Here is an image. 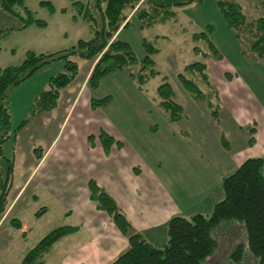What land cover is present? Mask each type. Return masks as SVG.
<instances>
[{
  "label": "rangeland",
  "instance_id": "rangeland-1",
  "mask_svg": "<svg viewBox=\"0 0 264 264\" xmlns=\"http://www.w3.org/2000/svg\"><path fill=\"white\" fill-rule=\"evenodd\" d=\"M42 1H50L54 10L50 11L46 5L41 4ZM78 1L87 2V0ZM235 1L242 5L248 18L264 17V0ZM25 5L35 18L44 20L46 25L40 27L30 24L22 28V20L19 17L11 16L0 8V67L19 64L27 50L36 53H52L69 48L79 39L88 40L93 35L89 23L83 20L74 9L72 0H25ZM16 10L20 11L24 18L26 17L21 7H16ZM208 25H211L209 30ZM201 30H208L210 39L218 48L221 58H217L211 51L206 56L194 52V42L190 36L193 32ZM118 34L119 39L130 44L138 60H141L145 55L143 38L159 49V53L155 57L159 75L151 78L142 89L139 88L137 79L129 76V72L136 73L138 71L139 66L137 65L105 74L99 79L97 87L92 88L96 98L109 96L110 100L106 104H102L103 111L109 114L108 121L115 131L113 133L119 136L118 140L132 147L149 146L151 151H147V157L152 160H160L155 165L159 167L160 173H163L164 167H169L168 169L171 170H167V172L170 178L173 174V164L170 166L168 155V157L161 158V154L158 153L159 148L167 150L166 145L182 141L185 148L184 154L188 155L193 144L196 147L199 143L213 146L214 143L206 139V136L215 134L218 130L224 134L232 146H238L241 149L247 147V142L250 144L251 138L254 141V125L246 123L241 125L235 119L233 102H228L232 112L231 118L221 116L224 115V103L217 101L215 93H219L218 86L221 85L230 91V96L235 94L241 96L242 93H239L237 84L235 85L236 78L234 76L236 74L246 79L255 94H259L255 82L262 85L264 92V57L253 59L242 53L243 47L236 38L235 31L227 26L216 0H201L184 5L177 9L175 20L156 24L143 30L136 18L133 17L131 24ZM198 44L208 51L204 41ZM198 60L207 63L210 88L204 86L199 77L193 74H188V77L194 79L206 92L207 98L204 101L192 99L176 78V74L183 71L185 65ZM78 63V74L67 87L61 90V97L59 95L57 105L50 110L32 114L31 107L39 91L47 86L49 77L62 71L63 60H55L39 69L32 77L14 86L8 94L7 103L11 115L10 129L11 133L15 130L16 133L12 134L11 138L3 145L5 154L13 158V173L7 195V205L4 213L0 215V264H19L31 247L61 223L59 214L54 212L45 214L47 208L42 206V196L38 200L33 199L36 195L31 192L32 186H29L28 189L25 188L26 190L21 193L20 191L26 180V169L30 165L29 169L32 170L31 162L42 157L47 139L55 138L58 135L55 141V147H58L67 138L68 128L58 129L56 127L60 118L62 120L64 117L62 112L67 99L72 96L67 91H73L75 94L77 85L80 86L86 75V70L90 65L92 69L94 64L92 60L86 59L79 60ZM220 69L228 71H223L225 79L228 80L218 85L220 81L214 80L213 73ZM43 72H49L46 74L48 75L46 85L35 89L37 93L32 96L31 90L35 84V77ZM229 74L233 77V81L229 79ZM163 77L171 84L176 100L184 109L182 119L175 122L168 121L166 111L158 103L156 87L162 82ZM242 98L246 99L245 95H242ZM231 99L233 100L232 97ZM207 101L221 106L218 119L213 117ZM193 107L195 108L194 112L192 111ZM213 107L215 106L213 105ZM68 109L67 105L65 110ZM191 112L199 114L198 118H194ZM55 115L56 118H54ZM26 118L28 121L19 129V125ZM202 126L207 129L208 134L198 133L195 129L198 127L200 131H203ZM186 130L190 133L189 135L184 133ZM173 134L182 135V137L175 141L176 137ZM12 149L17 157L13 155ZM18 154H21L22 157H18ZM186 165L187 160H185ZM50 167L51 169L62 168L56 165ZM37 170L39 171L35 170V172L38 175L40 168ZM21 180H23V184H20ZM173 180L180 190L186 178L180 175L178 176L180 182H177L173 176ZM33 182L34 179L31 180V184ZM193 193L194 191L189 190L187 196L189 197ZM19 194L21 195L16 198ZM186 217L189 218L190 215H186ZM16 219L21 224L20 228L12 225ZM214 236L217 241L216 249L203 264H235L232 253L237 245L243 248L240 263L256 264L247 249L244 231L240 224H222L215 230ZM54 245L55 243L43 255L45 264H52L54 260L56 261L55 252L57 250H54Z\"/></svg>",
  "mask_w": 264,
  "mask_h": 264
},
{
  "label": "trees",
  "instance_id": "trees-1",
  "mask_svg": "<svg viewBox=\"0 0 264 264\" xmlns=\"http://www.w3.org/2000/svg\"><path fill=\"white\" fill-rule=\"evenodd\" d=\"M199 1L201 0H87L86 3H82L72 0L76 12L92 29L93 35L90 39H79L69 48L52 53L27 50L19 64L0 67V215L4 213L7 205L13 173V158L6 155L3 149L5 142L16 133V130L11 133L10 129L11 115L7 103L10 90L51 62L63 60L62 71L49 77L47 86L39 91L31 107L32 114L50 110L57 105L61 90L78 74V61L82 59L94 62L87 78L90 88H96L99 79L111 71L137 65L138 71L129 72V76L136 78L139 88L142 89L151 78L159 75L155 61L159 49L143 38L145 55L138 60L130 44L118 38V32L128 27L133 17L139 22L142 30L175 20L178 8ZM216 2L227 26L235 31V36L243 47L242 53L253 59L263 58L264 17L248 18L242 5L235 0H216ZM41 4L46 5L50 11L54 10L50 1H42ZM16 7L23 9L25 18ZM0 8L11 16L19 17L22 20V28L30 24L40 27L46 25L44 20L32 15L25 5V0H0ZM210 28L211 25H208V30ZM208 30L195 31L191 34V40L194 42L193 50L204 56L211 51L217 58H221L218 48L210 39ZM201 41L205 42L208 51L199 46L198 43ZM188 74L199 77L200 82L210 88L207 63L202 60L191 62L184 66L183 71L176 74L178 82L192 99L206 100V92L194 79L189 78ZM156 94L159 106L167 113L168 121L175 122L182 119L183 106L176 100L174 90L165 77L156 87ZM216 94L217 92L215 93L217 99ZM109 100V96L92 98L91 106L100 107ZM207 104L213 117L218 119V105L209 101ZM27 121V118L24 119L19 129ZM93 138L94 136H89L90 141ZM97 138L106 152H109L112 145H120V141L104 130L100 131ZM252 141L251 138L249 142ZM220 142L222 146H226L227 139L224 134H221ZM263 165L262 157H249L233 172L224 176L219 184L222 198L214 204L209 215L195 213L189 218L182 215L172 216L166 225L167 241L160 247L152 245L140 233L134 232L115 200L91 179L88 183L90 199L98 208L107 212L118 229L128 236V247L110 264H203L216 249L215 230L222 224L229 223H238L242 226L247 249L256 264H264ZM12 225L16 228L21 227L17 219ZM77 228L63 224L51 229L24 254L19 264H43L44 253L59 239L73 233ZM242 250L243 248L237 245L233 251L232 259L235 264H241Z\"/></svg>",
  "mask_w": 264,
  "mask_h": 264
},
{
  "label": "crops",
  "instance_id": "crops-1",
  "mask_svg": "<svg viewBox=\"0 0 264 264\" xmlns=\"http://www.w3.org/2000/svg\"><path fill=\"white\" fill-rule=\"evenodd\" d=\"M90 70L91 65L80 86L77 85L75 94L67 91L72 95L65 104L69 109L65 110L64 107V117L56 125L58 129L68 128L67 138L58 147H55L58 135L47 139L42 157L31 162L32 170L29 169L30 165L26 169V180L20 191L32 186L31 192L36 195L32 198L38 200L42 196V206L47 208L45 214L54 212L59 214V225L78 227L55 243L56 261L52 264H110L128 247V236L118 229L107 212L98 208L90 199L88 183L91 179L115 200L134 232L140 233L152 245L160 247L167 241L166 225L172 216L186 217L195 213L208 215L214 204L222 198L219 184L224 176L233 172L249 157H262L264 160V92L260 83L255 82L259 93L255 94L246 79L236 74L235 85L246 99L237 94L230 96V91L219 85L228 80L223 72L226 70L214 71V80L220 81L217 101L224 103V115L221 116L231 118L228 102H233L235 119L241 125H254V141L250 144L247 142L244 149L232 146L228 140L226 146H222L218 130L206 136V139L214 143L213 146L199 143L196 147L193 144L188 155L184 154L182 141L166 145L167 150L159 148L161 158L169 156L170 166L173 164L170 178L167 172L171 170L169 167H164L163 173H160L159 167L155 166L160 160L147 157V151H151L149 146L132 147L118 140L119 136L113 133L115 131L108 121L109 114L103 111V106H91V99L96 97L87 84ZM47 73L35 77L32 96L37 93L35 89L39 86L45 87ZM229 79L234 80L231 75ZM218 106L220 112L221 106ZM192 111H195L194 107ZM193 112L194 118H198L199 114ZM202 128L203 131L198 127L195 129L198 133L206 134L207 129L204 126ZM101 130L113 135L120 141V145L114 144L106 152L97 138ZM184 133L190 134L188 130ZM89 136L94 138L90 141ZM173 136L176 137L175 141L182 137L176 134ZM12 153L17 157L13 149ZM18 157L22 155L18 154ZM51 165L62 168L51 169ZM38 168L40 173L37 175L35 170L39 171ZM180 175L185 176L186 180L179 190L173 176L180 182ZM188 189L194 191L189 197Z\"/></svg>",
  "mask_w": 264,
  "mask_h": 264
}]
</instances>
